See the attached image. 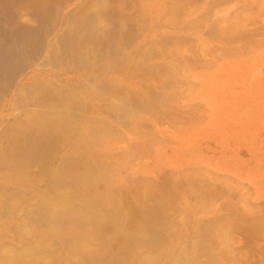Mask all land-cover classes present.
I'll return each mask as SVG.
<instances>
[{"label": "rangeland", "instance_id": "obj_1", "mask_svg": "<svg viewBox=\"0 0 264 264\" xmlns=\"http://www.w3.org/2000/svg\"><path fill=\"white\" fill-rule=\"evenodd\" d=\"M0 36L41 57L61 40L121 51L114 78L125 72L147 110L132 119L137 151L117 177L134 217L160 197L151 216L166 218L172 252L205 240L222 264H264V0H0ZM196 257L215 264L201 248Z\"/></svg>", "mask_w": 264, "mask_h": 264}, {"label": "bare ground", "instance_id": "obj_2", "mask_svg": "<svg viewBox=\"0 0 264 264\" xmlns=\"http://www.w3.org/2000/svg\"><path fill=\"white\" fill-rule=\"evenodd\" d=\"M16 41L0 44V264H135L139 257L137 264H193L197 248L222 264L205 240L172 252L174 239L161 231L166 218L151 216L162 198L137 204L139 219L131 211L118 169L137 151L132 119L147 110L132 104L125 72L114 78L121 51L106 58L97 47L61 40L41 57L28 40ZM97 70L106 78L84 73ZM117 236L122 243L114 251L109 244Z\"/></svg>", "mask_w": 264, "mask_h": 264}]
</instances>
